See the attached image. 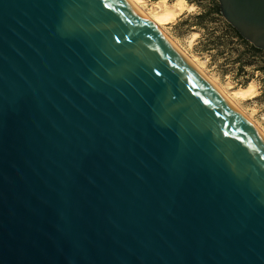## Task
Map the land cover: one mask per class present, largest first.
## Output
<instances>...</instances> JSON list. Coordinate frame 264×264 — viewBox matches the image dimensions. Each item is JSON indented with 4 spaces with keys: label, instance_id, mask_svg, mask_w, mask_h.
Masks as SVG:
<instances>
[{
    "label": "water",
    "instance_id": "obj_1",
    "mask_svg": "<svg viewBox=\"0 0 264 264\" xmlns=\"http://www.w3.org/2000/svg\"><path fill=\"white\" fill-rule=\"evenodd\" d=\"M0 264H264V138L126 0H0Z\"/></svg>",
    "mask_w": 264,
    "mask_h": 264
},
{
    "label": "rangeland",
    "instance_id": "obj_2",
    "mask_svg": "<svg viewBox=\"0 0 264 264\" xmlns=\"http://www.w3.org/2000/svg\"><path fill=\"white\" fill-rule=\"evenodd\" d=\"M159 1L144 0L141 8L147 10ZM162 1L191 5L186 0ZM194 1V9L184 10L163 30L227 93L251 80L256 82L255 96L250 100L237 99L236 104L264 134V51H254L251 43L237 35L220 14L217 0Z\"/></svg>",
    "mask_w": 264,
    "mask_h": 264
},
{
    "label": "bare ground",
    "instance_id": "obj_3",
    "mask_svg": "<svg viewBox=\"0 0 264 264\" xmlns=\"http://www.w3.org/2000/svg\"><path fill=\"white\" fill-rule=\"evenodd\" d=\"M131 6L139 12L145 19H147L164 37L165 39L221 94L225 100H227L248 122L253 126L254 129L264 138V134L258 127L255 126L253 121L247 116L236 104L237 99H249L254 97L257 91V84L253 80L244 87H238L227 93L222 87L219 86V82L216 83L213 79L206 75L202 67H200L193 57H190L183 52L179 46L166 34L163 30V26L173 21L176 16L184 12V10H192L195 8L193 4L185 7L181 3L170 5L160 0L155 6L145 10L141 8V3L144 0H126ZM146 1V0H145ZM232 85V84H231ZM230 88V87H229ZM259 88V87H258ZM229 90V89H228ZM230 92V91H229ZM239 102V101H238Z\"/></svg>",
    "mask_w": 264,
    "mask_h": 264
},
{
    "label": "trees",
    "instance_id": "obj_4",
    "mask_svg": "<svg viewBox=\"0 0 264 264\" xmlns=\"http://www.w3.org/2000/svg\"><path fill=\"white\" fill-rule=\"evenodd\" d=\"M188 3H194L195 1L194 0H186ZM235 30V29H234ZM236 31V30H235ZM236 33H237V35L240 37V38H242L241 36H240V34L236 31ZM243 39V38H242ZM252 49L254 50V51H261L260 49H257V48H255L253 45H252Z\"/></svg>",
    "mask_w": 264,
    "mask_h": 264
}]
</instances>
